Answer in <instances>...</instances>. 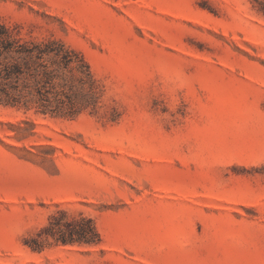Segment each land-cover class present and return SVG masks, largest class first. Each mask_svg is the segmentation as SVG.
<instances>
[{
    "label": "rangeland",
    "instance_id": "obj_1",
    "mask_svg": "<svg viewBox=\"0 0 264 264\" xmlns=\"http://www.w3.org/2000/svg\"><path fill=\"white\" fill-rule=\"evenodd\" d=\"M82 52L97 113L0 104V264H264V0H0ZM99 244L33 249L51 214Z\"/></svg>",
    "mask_w": 264,
    "mask_h": 264
},
{
    "label": "trees",
    "instance_id": "obj_2",
    "mask_svg": "<svg viewBox=\"0 0 264 264\" xmlns=\"http://www.w3.org/2000/svg\"><path fill=\"white\" fill-rule=\"evenodd\" d=\"M102 88L84 54L57 37L25 34L0 19V104L74 119L97 113ZM91 216L58 209L29 241L36 250L58 244H99Z\"/></svg>",
    "mask_w": 264,
    "mask_h": 264
}]
</instances>
